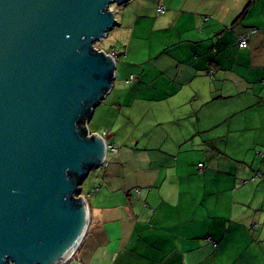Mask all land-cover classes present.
I'll list each match as a JSON object with an SVG mask.
<instances>
[{"label":"crops","instance_id":"crops-1","mask_svg":"<svg viewBox=\"0 0 264 264\" xmlns=\"http://www.w3.org/2000/svg\"><path fill=\"white\" fill-rule=\"evenodd\" d=\"M141 1L119 23L139 85L93 111L119 150L70 264H264V0Z\"/></svg>","mask_w":264,"mask_h":264},{"label":"water","instance_id":"water-1","mask_svg":"<svg viewBox=\"0 0 264 264\" xmlns=\"http://www.w3.org/2000/svg\"><path fill=\"white\" fill-rule=\"evenodd\" d=\"M128 1L0 0V264H62L86 235L107 154L88 122L116 76L94 44Z\"/></svg>","mask_w":264,"mask_h":264},{"label":"rangeland","instance_id":"rangeland-1","mask_svg":"<svg viewBox=\"0 0 264 264\" xmlns=\"http://www.w3.org/2000/svg\"><path fill=\"white\" fill-rule=\"evenodd\" d=\"M141 0H129L126 3L123 4H118V3H114L112 4V8L114 10V14L116 16V19L118 20V22L120 23L121 20V14L123 13L122 11L129 6L132 5H138L139 3H141ZM119 23L108 32V35L102 40V41H98L96 42L94 45L98 50H110L111 48L116 49L121 51V54L118 56L117 58V65H116V76L114 79V83H113V88L111 89V93L115 87L114 90H116V87L119 84L122 85H126L129 89H132L133 87H135L136 85H139L137 83L136 77H135V72L132 70H129L130 68L125 66V63H127L128 59L126 58L127 55H124L125 53V37H126V33L123 30V25L119 26ZM134 72V73H133ZM132 74V75H131ZM133 76V78L131 79V77ZM129 82H132L133 84H127ZM124 89V88H123ZM109 94L102 102L103 103H108L110 102L114 95ZM125 109V108H123ZM92 117V116H91ZM97 117L91 121V119L89 120L88 126L90 128V130L97 125ZM108 126V125H107ZM109 127V126H108ZM104 128V127H102ZM110 130V127L108 128ZM108 129L104 130V129H100L101 132L99 133H104L105 131H107L108 133ZM106 137V135H105ZM108 144H111V141L108 140L107 141ZM116 147H119V145H116ZM111 148H109V154L111 153ZM118 152V151H117ZM111 155V154H110ZM109 155V156H110ZM110 159H108V163L104 166H101L99 168H93L89 171V177L84 181V183L81 185V193L82 195H84L87 200L90 199V197L87 195V190L88 188H90L91 183H93V179L94 178H100L103 174V170L106 169L107 165L110 162Z\"/></svg>","mask_w":264,"mask_h":264},{"label":"built area","instance_id":"built-area-1","mask_svg":"<svg viewBox=\"0 0 264 264\" xmlns=\"http://www.w3.org/2000/svg\"><path fill=\"white\" fill-rule=\"evenodd\" d=\"M164 11V8L162 6L159 7V12H163ZM237 44L238 46L241 48V49H245L249 46V38H248V34L247 33H243V34H240L239 37H238V40H237ZM104 50V49H103ZM107 54L111 55L113 57V59L115 60V63L117 65V58L118 56L121 54V52L119 50H116V49H110V50H104ZM211 75H212V72H211ZM133 78V76L131 77V79ZM89 123V122H88ZM89 131L90 133H92V131L90 130L89 128ZM100 135H102L104 138H105V135L107 134V131H105L104 133H99ZM106 140V139H105ZM106 145H107V154H106V157H105V160L102 164V166L106 165L108 163V159H109V148H111V153H116L119 149L118 147H116V145H113V144H108V142L106 141ZM261 157H263V153L259 152L258 153ZM198 167L200 170H202L203 168V163H199L198 164ZM264 176V173L262 171H257L255 172V175H254V178H260V177H263ZM137 193H139V189H137ZM82 195V194H80ZM84 196V195H83ZM216 245V243L214 244ZM74 254L68 258L65 262H63L62 264H70V261L72 260ZM11 264H14V263H11Z\"/></svg>","mask_w":264,"mask_h":264},{"label":"trees","instance_id":"trees-1","mask_svg":"<svg viewBox=\"0 0 264 264\" xmlns=\"http://www.w3.org/2000/svg\"><path fill=\"white\" fill-rule=\"evenodd\" d=\"M253 1H254V0H251L250 3L253 2ZM249 5H250V4H249ZM249 5H248V6L246 7V9L244 10L243 15H244V13L247 12ZM243 15H242V16H243ZM80 194H82V193H80Z\"/></svg>","mask_w":264,"mask_h":264}]
</instances>
